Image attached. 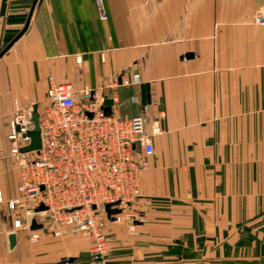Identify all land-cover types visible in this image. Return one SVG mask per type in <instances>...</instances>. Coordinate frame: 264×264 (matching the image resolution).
Instances as JSON below:
<instances>
[{
    "label": "crops",
    "instance_id": "1",
    "mask_svg": "<svg viewBox=\"0 0 264 264\" xmlns=\"http://www.w3.org/2000/svg\"><path fill=\"white\" fill-rule=\"evenodd\" d=\"M102 4L105 20L95 0H0V52L30 15L0 56V264H264V0ZM50 78L115 91L120 117L160 129L130 206L141 221L107 223L103 260L81 233L31 243L12 227L9 122L15 105L41 111Z\"/></svg>",
    "mask_w": 264,
    "mask_h": 264
},
{
    "label": "built area",
    "instance_id": "2",
    "mask_svg": "<svg viewBox=\"0 0 264 264\" xmlns=\"http://www.w3.org/2000/svg\"><path fill=\"white\" fill-rule=\"evenodd\" d=\"M95 3L105 20L102 0ZM255 22L262 24L264 19L257 16ZM132 83H139L138 74L132 76ZM105 98L112 100L109 113L102 106ZM45 99L38 113V149L20 150L29 144L25 134L33 126L31 107L15 105L9 122V157L18 172L16 195L6 200L12 227L27 230L31 243L39 239L41 230L54 236H61L64 229L81 233L92 259L103 260L108 250L107 223L141 221L140 213L130 206L141 195V172L148 168L152 137L160 129L156 124L148 128L143 114L120 117L113 108L115 91L105 97L98 88L75 89L69 82L56 84L50 78ZM106 204L119 212L108 218ZM33 222L42 228L31 230Z\"/></svg>",
    "mask_w": 264,
    "mask_h": 264
},
{
    "label": "water",
    "instance_id": "3",
    "mask_svg": "<svg viewBox=\"0 0 264 264\" xmlns=\"http://www.w3.org/2000/svg\"><path fill=\"white\" fill-rule=\"evenodd\" d=\"M30 14H31V12H30ZM29 19H30V15L28 16V19H27V21L25 23V26L22 29V31L11 41V43H9L7 45V47L4 50H2L0 52V56L22 34V32L25 30V28H26V26L28 24ZM149 103H150L149 84L148 83H143V84L140 85V104H141V109L143 110L145 108V106L148 105ZM111 105H112V100L110 98H105L102 101V106L104 108V112L105 113H109L110 112V106ZM30 120H31L33 126L25 134V136L29 138V144L24 146V147H22L20 149L22 152H28V151L36 150L40 146L39 127H38V112H37L36 105L33 106V109H32L31 115H30ZM43 208L44 207H42V206L40 207V209H43ZM105 210H106L108 218L110 217V214L119 212L118 209H111L110 208V204H106L105 205ZM40 228H42V225L41 224H36L34 222L30 226L31 230L40 229ZM8 238H9V245H10V247H12L15 244V234L11 233Z\"/></svg>",
    "mask_w": 264,
    "mask_h": 264
}]
</instances>
